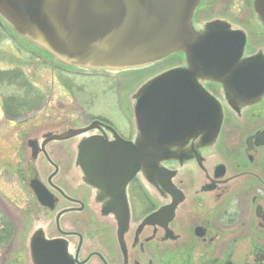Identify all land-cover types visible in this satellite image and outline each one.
<instances>
[{
  "label": "flooded vegetation",
  "instance_id": "obj_1",
  "mask_svg": "<svg viewBox=\"0 0 264 264\" xmlns=\"http://www.w3.org/2000/svg\"><path fill=\"white\" fill-rule=\"evenodd\" d=\"M221 1L197 0L189 21L194 39L239 32L243 43L235 68L264 67L258 0ZM68 65L85 76H101L95 86L105 91L106 80L115 98H103L96 113L76 101L74 107L63 101L49 105L54 96L48 93L41 104L21 106L14 97L28 104L44 94L24 77H14L19 84L28 82L23 85L29 90L0 106L16 134L0 137V251L8 252L16 241L28 264H37L34 251L40 247L63 253L68 264H264V143L256 137L264 125L242 138L255 122L247 119L264 115V92L247 103L199 69L191 76L194 82L222 99L237 118L226 117L215 137L200 133L157 150L143 144L129 90L121 99L119 85L127 77ZM212 83L214 89L205 88ZM242 111L247 117L239 121ZM91 138L106 151L112 144L120 150L122 143L137 146L142 156L137 169L124 172L125 163H117L112 187L94 185L80 157ZM6 178L21 186L10 190L13 199L3 193Z\"/></svg>",
  "mask_w": 264,
  "mask_h": 264
},
{
  "label": "water",
  "instance_id": "obj_2",
  "mask_svg": "<svg viewBox=\"0 0 264 264\" xmlns=\"http://www.w3.org/2000/svg\"><path fill=\"white\" fill-rule=\"evenodd\" d=\"M54 2L59 6L50 7L44 0H0V8L18 23V31L71 64L130 66L161 59L174 49L189 52L191 70L163 73L136 100V122L147 147L163 150L194 134L206 132L210 137L217 132L219 107L191 77L199 69L215 79L231 75L228 84L245 100L264 91V67L249 63L246 68H235L242 49L241 33L211 34L196 42L189 19L197 0L50 3ZM257 9L264 20V0L258 1ZM257 138L264 143V130ZM118 146L112 144L106 151L105 144L94 138L83 144L81 161L94 185L112 187L117 163H125L124 172L137 169L142 158L139 150L123 143L122 150ZM34 253L37 264H68L63 253H52L47 247Z\"/></svg>",
  "mask_w": 264,
  "mask_h": 264
},
{
  "label": "rangeland",
  "instance_id": "obj_3",
  "mask_svg": "<svg viewBox=\"0 0 264 264\" xmlns=\"http://www.w3.org/2000/svg\"><path fill=\"white\" fill-rule=\"evenodd\" d=\"M44 1L50 7H56L58 5L57 2H54L53 4L50 3L52 0ZM221 2H223V0ZM230 5L232 11L237 8L235 2H231ZM244 16L248 17V13H244ZM17 25L18 23L16 21L14 22L13 19H11L9 15L2 11V9L0 8V96L3 97L2 99L0 97V106L2 100H10V98H13L11 97L12 95L21 96L27 89L29 90V88L24 87L23 85L28 82L19 84L17 79L14 77H24L23 80L27 79L29 83L31 82L33 84L34 88L32 90L35 89L34 91H43L44 94L42 95V98L40 97L36 102L30 100L28 104L21 103L20 97H14L13 99H15V102H18V105L21 106L41 104L44 100L48 99V95H53L54 97L51 98L52 102H49V105H58L57 102L60 101H63V105L72 107L77 106V103H86V107L92 113H96L100 111L99 108L103 105V98L104 100H107L111 96H114L115 98V95L107 90L106 80L104 81L105 91L101 92L99 86H95V81L102 80L101 78H98L101 76H85V74L79 72L77 73L74 71L77 70V67H73L70 65L66 67L67 64L65 65V63L60 61L55 55L48 54L40 43L33 40L29 35L17 31L15 27ZM54 65H59L60 67L57 68ZM185 66H188L186 52H179L175 51L174 49L168 55L150 64L129 69L125 68L126 70L121 68L122 71H113L110 72V74L119 75L120 77H127L125 80L120 78L122 80L119 85V89L121 91L120 95L122 99V91L129 90V93L132 95L133 104V102H135L136 96L152 80L156 79V77L177 68H185ZM61 67L73 70V72L67 73L66 70H63ZM83 82H86L87 84L85 89L81 87ZM209 85L206 84L205 88L214 89L217 86L214 83ZM47 93L48 95H46ZM74 101H76L77 103ZM217 103L221 110V123L227 119L226 117H228L229 120H232V118H237L236 114L231 112V108H229V106H227L222 99L221 101L217 100ZM107 104L108 103H106V105ZM45 105L48 104L45 103ZM61 116H64V114H62ZM244 117H247V115H245L244 111H242V116H238L239 121ZM258 117L260 118L247 119V121L255 122L248 127V130H245L243 132L242 138L245 137L246 133L252 131V127L256 129L264 125V115ZM12 128L13 127H10L9 122H5L3 114L0 111V137L6 136L8 133H10V138L14 137L16 135L15 131L10 132V129ZM3 180L4 182L6 181V183L4 184L5 187L3 193L8 198L13 199L14 193L11 194L10 190L19 189V187L21 186L18 187L19 184H16L15 178H6V180ZM9 187H14V189H11ZM26 228L27 227H25L24 229ZM23 244L24 243L21 242L22 246ZM17 245H19L18 242L13 241L12 246L9 248L8 252L4 253V251H0V264H28L29 259L26 258V252H22L20 254L22 255V257H20L17 253Z\"/></svg>",
  "mask_w": 264,
  "mask_h": 264
}]
</instances>
